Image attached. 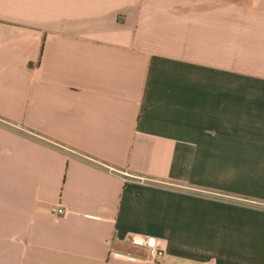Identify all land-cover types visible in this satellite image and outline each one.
I'll list each match as a JSON object with an SVG mask.
<instances>
[{
	"label": "crops",
	"instance_id": "obj_1",
	"mask_svg": "<svg viewBox=\"0 0 264 264\" xmlns=\"http://www.w3.org/2000/svg\"><path fill=\"white\" fill-rule=\"evenodd\" d=\"M0 264H264V0H0Z\"/></svg>",
	"mask_w": 264,
	"mask_h": 264
},
{
	"label": "built area",
	"instance_id": "obj_2",
	"mask_svg": "<svg viewBox=\"0 0 264 264\" xmlns=\"http://www.w3.org/2000/svg\"><path fill=\"white\" fill-rule=\"evenodd\" d=\"M58 212L63 215L66 214L63 209ZM128 242L132 246L146 249L148 251L147 261L154 263H163L165 261V241L155 237L134 236Z\"/></svg>",
	"mask_w": 264,
	"mask_h": 264
}]
</instances>
